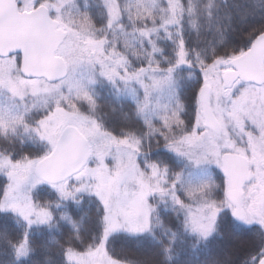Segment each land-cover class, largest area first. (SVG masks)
Returning <instances> with one entry per match:
<instances>
[{
    "label": "snow or ice",
    "instance_id": "6c2138e0",
    "mask_svg": "<svg viewBox=\"0 0 264 264\" xmlns=\"http://www.w3.org/2000/svg\"><path fill=\"white\" fill-rule=\"evenodd\" d=\"M0 264H264V0H0Z\"/></svg>",
    "mask_w": 264,
    "mask_h": 264
}]
</instances>
